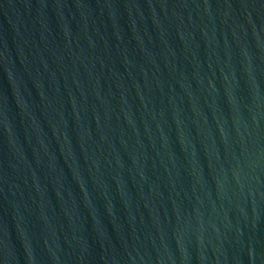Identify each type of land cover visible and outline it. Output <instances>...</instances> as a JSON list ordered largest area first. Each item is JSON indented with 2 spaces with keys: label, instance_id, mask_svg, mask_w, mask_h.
<instances>
[{
  "label": "water",
  "instance_id": "water-1",
  "mask_svg": "<svg viewBox=\"0 0 264 264\" xmlns=\"http://www.w3.org/2000/svg\"><path fill=\"white\" fill-rule=\"evenodd\" d=\"M0 264H264V0H0Z\"/></svg>",
  "mask_w": 264,
  "mask_h": 264
}]
</instances>
